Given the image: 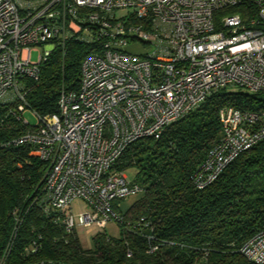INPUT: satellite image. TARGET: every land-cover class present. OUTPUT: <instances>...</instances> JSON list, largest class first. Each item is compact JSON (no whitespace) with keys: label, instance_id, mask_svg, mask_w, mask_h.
Listing matches in <instances>:
<instances>
[{"label":"built area","instance_id":"obj_1","mask_svg":"<svg viewBox=\"0 0 264 264\" xmlns=\"http://www.w3.org/2000/svg\"><path fill=\"white\" fill-rule=\"evenodd\" d=\"M74 36L95 45L82 61L79 87L62 89L57 111L35 113L37 124L14 140L31 143V154L48 162L45 208L64 214L67 232L121 221L114 200L143 192L126 172L111 171L129 145L159 139L229 86L264 92V0H0V102L24 99L22 80L38 79L50 52ZM219 118L221 138L193 176L198 189L264 139V110L227 105ZM76 201L85 207L77 215ZM13 214L14 235L23 218L18 209ZM241 251L264 264V229Z\"/></svg>","mask_w":264,"mask_h":264},{"label":"trees","instance_id":"obj_2","mask_svg":"<svg viewBox=\"0 0 264 264\" xmlns=\"http://www.w3.org/2000/svg\"><path fill=\"white\" fill-rule=\"evenodd\" d=\"M94 49L69 38L50 52L38 79L22 80L24 99L0 102V257L12 241L6 264H256L241 249L264 229V139L204 189L196 188L193 176L221 138L220 109L263 111L264 92L220 90L167 126L159 139L129 145L111 171L135 169L144 190L114 200L122 216L118 236L101 230L93 246L84 248L76 230L67 232L64 214L46 210L48 162L31 154V143L14 140L32 129L23 115L27 109L55 113L62 89L79 87L82 61ZM15 209L23 220L13 235Z\"/></svg>","mask_w":264,"mask_h":264},{"label":"rangeland","instance_id":"obj_3","mask_svg":"<svg viewBox=\"0 0 264 264\" xmlns=\"http://www.w3.org/2000/svg\"><path fill=\"white\" fill-rule=\"evenodd\" d=\"M46 47L47 46L35 48L33 50V52H32V55H31L32 61H38L41 53L44 51V49ZM227 90L229 92H232V91L248 92V90H246L244 88H240L238 86H229L227 88ZM23 115L29 121L30 124H32V125H36L37 124L38 118H37V116L34 114V112L31 109H27L23 113ZM126 173H127L128 178H129L130 181H139V180H141V177L137 174L135 169H130ZM83 209H85V207L83 205H81L80 202L76 201V202L73 203V211H74L75 215H77ZM101 230H104V231H106L107 233H109L110 235H113V236H118L120 234V226L114 220L109 221V223L107 224V227L105 229H102V228L98 227L96 224H93L91 226L78 225L76 227V232H77L78 237L80 238L81 244L83 245L84 248H91L93 246V244H94L93 237L98 232H100Z\"/></svg>","mask_w":264,"mask_h":264},{"label":"crops","instance_id":"obj_4","mask_svg":"<svg viewBox=\"0 0 264 264\" xmlns=\"http://www.w3.org/2000/svg\"><path fill=\"white\" fill-rule=\"evenodd\" d=\"M78 202H80V204L83 205V202L82 201H78Z\"/></svg>","mask_w":264,"mask_h":264}]
</instances>
